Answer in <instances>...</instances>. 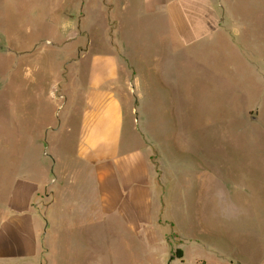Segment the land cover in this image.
<instances>
[{
    "label": "rangeland",
    "instance_id": "1",
    "mask_svg": "<svg viewBox=\"0 0 264 264\" xmlns=\"http://www.w3.org/2000/svg\"><path fill=\"white\" fill-rule=\"evenodd\" d=\"M229 2L232 13L211 39L187 48L168 74L156 71L157 59L132 64L137 73L119 93L123 140L147 158L157 220L139 223L137 237L123 230L121 238H95L75 226L76 252L59 247L56 264H205L197 256L214 264L257 262L253 234L264 221V0ZM117 3L0 0V234L13 214L12 187L26 177L39 180L45 167L39 158L70 161L76 136L62 131L77 121L84 70L75 63L80 46L73 35L82 32L74 29L87 27L83 38L102 39L97 26L105 19L113 25ZM78 7L84 13L72 14ZM247 113H257L256 120ZM35 204L41 214L43 194ZM85 247L93 250L82 255ZM51 257L48 250L13 262L51 264Z\"/></svg>",
    "mask_w": 264,
    "mask_h": 264
},
{
    "label": "crops",
    "instance_id": "2",
    "mask_svg": "<svg viewBox=\"0 0 264 264\" xmlns=\"http://www.w3.org/2000/svg\"><path fill=\"white\" fill-rule=\"evenodd\" d=\"M116 8L113 25L105 19L97 26L102 39L83 38L82 33L89 34L87 27L74 29L82 32L74 33L73 39L80 46L75 63L84 65L83 80L75 105L77 121L74 125L68 122L62 131L74 130V150L70 161L57 154L48 160L40 157L45 167L39 180L26 177L27 181L18 180L12 187L8 210L13 214L3 221L0 264L29 262L33 256L47 255L48 250L49 262L56 264L59 247L75 254V226L81 232L96 233L95 238L107 233L121 238L123 230L137 237L138 224L154 222L160 214L147 158L140 150L129 148L130 138L123 140L120 90L137 73L132 66L137 62L157 59L156 71L168 74L187 48L211 39L223 28L219 21L230 16L231 6L229 0H120ZM74 13L83 14L84 7L73 9ZM247 116L256 120L257 113ZM51 130L56 135L59 126ZM196 178L195 171L199 198L202 186H196ZM40 194L47 200L41 214L32 208ZM257 228L253 235L259 237L260 255L251 264H264V221ZM231 246L236 247L235 243ZM90 250L81 248V254ZM209 251L213 258L216 251ZM198 259L214 264L207 256ZM227 260L225 264H239L237 258ZM66 261L69 264L73 259Z\"/></svg>",
    "mask_w": 264,
    "mask_h": 264
}]
</instances>
